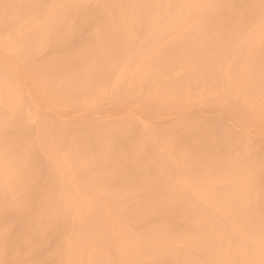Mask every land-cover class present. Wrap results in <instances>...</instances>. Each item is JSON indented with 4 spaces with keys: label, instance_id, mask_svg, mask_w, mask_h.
Returning <instances> with one entry per match:
<instances>
[{
    "label": "bare ground",
    "instance_id": "obj_1",
    "mask_svg": "<svg viewBox=\"0 0 264 264\" xmlns=\"http://www.w3.org/2000/svg\"><path fill=\"white\" fill-rule=\"evenodd\" d=\"M0 264H264V0H0Z\"/></svg>",
    "mask_w": 264,
    "mask_h": 264
},
{
    "label": "rangeland",
    "instance_id": "obj_2",
    "mask_svg": "<svg viewBox=\"0 0 264 264\" xmlns=\"http://www.w3.org/2000/svg\"><path fill=\"white\" fill-rule=\"evenodd\" d=\"M208 111V110H207Z\"/></svg>",
    "mask_w": 264,
    "mask_h": 264
}]
</instances>
